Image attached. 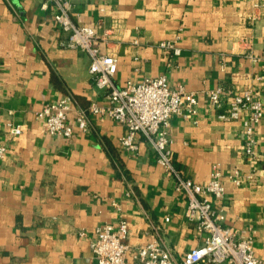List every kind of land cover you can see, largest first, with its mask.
I'll return each mask as SVG.
<instances>
[{
	"label": "crops",
	"instance_id": "1",
	"mask_svg": "<svg viewBox=\"0 0 264 264\" xmlns=\"http://www.w3.org/2000/svg\"><path fill=\"white\" fill-rule=\"evenodd\" d=\"M264 0H73L79 25L92 27L101 51L118 57L115 82L166 75L172 87L198 94L196 111L175 114L170 136L174 163L187 177L207 182L214 165L226 194L213 202L224 224L253 237L264 264V115L255 129L257 159L245 153L240 120H222L207 98L218 86L254 89L264 103ZM42 0H0V264H91L95 230L128 222L134 248L151 241L180 261L204 243L186 216L188 199L157 162L152 144L137 134L138 149L121 144L126 133L109 116L90 113L87 130L77 116L104 104L90 56L62 47L66 34ZM175 40L180 53L160 46ZM69 95L72 137L51 135L37 117L45 104ZM21 125L17 136L8 123ZM238 169L240 185L229 175ZM254 174V179L247 178ZM130 262L132 258L129 257ZM220 264H230L223 262Z\"/></svg>",
	"mask_w": 264,
	"mask_h": 264
},
{
	"label": "built area",
	"instance_id": "2",
	"mask_svg": "<svg viewBox=\"0 0 264 264\" xmlns=\"http://www.w3.org/2000/svg\"><path fill=\"white\" fill-rule=\"evenodd\" d=\"M41 7L52 9L54 22L66 34L60 41L62 47L78 49L90 56L89 71L95 85L104 90L105 103H92L87 111H81L77 116V126L87 130L90 113L109 116L125 126L126 133L120 142L133 152L138 149L136 136L142 134L156 151L157 162L176 180V190L186 193V216L205 235L202 245L190 249L182 260L177 261L157 241L133 248L127 242L129 226L125 219H121L117 226L105 223L96 228L91 241L95 257L91 264H261L255 253L253 237H240L235 227L226 226L223 223L225 214L213 202V198L223 199L226 194L220 166L214 165L209 180L201 183L187 177L174 163L171 118L184 111L194 113L199 103L198 94L186 90L183 85L172 87L166 75L146 78L141 82L128 81L119 86L115 82L118 57L101 51L92 27L74 21L73 0H42ZM160 46L175 54L180 53L175 40H163ZM207 98L215 108L225 107L218 115L220 119L241 121L246 156L250 161L256 160L255 129L264 115V103L257 92L251 88L235 93L220 85L207 91ZM72 103V96L66 95L37 111V117L47 133L67 138L74 135L75 127L68 114ZM8 126L12 136L23 131L21 125L9 122ZM6 152L5 143L0 142V160L6 156ZM254 176L251 174L247 178L254 179ZM229 177L238 185L242 183L243 178L238 169ZM129 257L132 258L131 262Z\"/></svg>",
	"mask_w": 264,
	"mask_h": 264
}]
</instances>
